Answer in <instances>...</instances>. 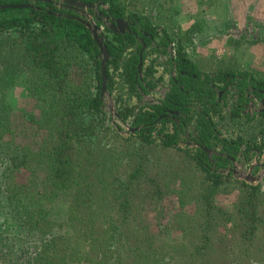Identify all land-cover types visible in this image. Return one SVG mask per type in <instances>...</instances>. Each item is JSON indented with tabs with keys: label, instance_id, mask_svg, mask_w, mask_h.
Wrapping results in <instances>:
<instances>
[{
	"label": "trees",
	"instance_id": "16d2710c",
	"mask_svg": "<svg viewBox=\"0 0 264 264\" xmlns=\"http://www.w3.org/2000/svg\"><path fill=\"white\" fill-rule=\"evenodd\" d=\"M66 1L94 9L60 0H0V198L8 224L4 233H13L10 225L18 231V249L6 259L1 255L0 264H123L135 250L128 249L129 234L121 223L148 199L162 200L163 180L179 181L176 194L182 207L188 197L204 211L201 227L189 218L201 240L195 255L230 247L228 235H237L239 243L246 238V250L252 249L248 254L263 255L264 242L255 241L264 231V190L235 181L232 169L237 159L251 163L254 155L264 153V77L236 61L192 60L185 49L203 33L204 22H194L181 34L162 28L159 15L154 19L137 7L140 0ZM95 13L129 27L116 34L103 30L109 55L106 94L117 106L116 120L129 126L126 137L106 125L102 56L84 24L90 20L102 27ZM239 42L231 40L230 45L238 47ZM172 45L167 72L173 67L175 77L169 91L157 105L143 104L162 79L156 77V57ZM18 86L36 114L16 106L11 92ZM231 91L236 98L226 112ZM250 97L261 104L257 116L245 113ZM15 118L19 128L12 129ZM222 124L226 131L239 127L237 133L226 137ZM155 151L167 159L181 156L195 183L178 166L168 176L171 167L155 158ZM231 184L241 196L233 215H226L232 228L217 235L208 217L221 211L212 196ZM56 201L67 205V218L53 233L56 221L50 218ZM2 240L5 236L0 244ZM233 253L215 264H233L228 258ZM212 262L196 258L191 264Z\"/></svg>",
	"mask_w": 264,
	"mask_h": 264
},
{
	"label": "rangeland",
	"instance_id": "374dc122",
	"mask_svg": "<svg viewBox=\"0 0 264 264\" xmlns=\"http://www.w3.org/2000/svg\"><path fill=\"white\" fill-rule=\"evenodd\" d=\"M137 7L144 8V11L154 19L159 15L160 20L158 22L162 28L169 31H176L177 27L186 26L192 20L204 22L203 33L211 31L213 34L208 38L199 39L198 44L200 48L198 50L201 54H195L197 44L195 45L194 42L196 40L191 45V48L189 45V48L192 49L189 52V56L192 58H200L197 56L207 54L209 59H213L215 63L221 64L227 61L234 63V59H229L233 55L225 50V40L222 39L225 31L229 30L232 33V37L239 39V45L245 49L246 58L241 59L245 63V66H248L249 70H252L255 74L257 73L259 77H264V0H149L148 2L147 0H140L137 1ZM239 47H235L237 53L234 56L237 59H239ZM174 48L172 45L173 53ZM169 57L168 54L156 57L155 66L158 67L157 74L158 76H162L163 79L169 75L167 72L170 66L168 63ZM153 58L155 57L148 58L146 64ZM202 62L205 64L203 60ZM25 93V89L22 86H18L11 92V95L16 98V106L20 104L22 108L24 107V111L36 114L35 110H31L34 108L33 103ZM103 100L107 114L106 125L119 129V134L122 137H126L129 126L121 125L116 120V104L107 94L103 97ZM129 102L131 105L136 104L134 99ZM145 102L144 98L142 103ZM10 123L12 129H17L19 128L20 119H12ZM219 127L226 137L234 136L239 128L235 127L233 130L228 129L226 131L223 124ZM153 153L155 154V158L161 157L160 161L164 160V164L171 167L167 169L168 176L172 167L178 166L179 168L176 169L184 172V177L186 176L185 178L188 182L191 184L195 183V179L188 173L190 166L186 164L184 159L180 158L181 156L174 158L170 154L171 158L167 159L157 151ZM249 164L243 158L237 159L232 169V178L235 181L244 182L248 185L259 186L263 191L264 163H257L254 167H251ZM163 181L162 200H157L153 197L148 199L146 203L143 202L137 209V214L131 213V217L125 223H121L124 230H127V236L129 234L127 237L128 249L131 251V248H134L135 250V252L131 251L132 253L127 254L123 264H151L152 260H168L171 264H191L196 258L204 260L207 258V260L213 261L211 264H215L219 261H216L217 259L227 256L226 253L230 250L234 253L228 258L233 261V264L236 261L242 264H258L259 259L264 260V254L256 258L247 253L252 251V249L246 250L248 244L246 238L244 240L241 239L239 243L237 235L232 237L228 233L227 239L229 240L231 237L230 247L224 246L215 247L216 249H206L203 253L200 252L198 255H195L196 251L194 249L201 245V240L197 234L198 230L192 228L195 226L194 220L197 221V225H200V227L205 222V219L200 218L204 214V211L198 204L189 203L188 197L184 199L185 205L182 207L176 194L179 189V181L173 184L169 180ZM240 196V191L233 184L224 189V191L217 192L212 196L213 206L215 209L221 211L219 215H216L218 213L217 210H213L208 217H211V224L213 225V229L216 230L217 235L224 234L227 228H232V224L225 221L226 215H233ZM51 210L52 215L50 219L56 221L53 233H57L59 225L67 218V205L61 201H56ZM139 210H141L140 213ZM189 218L194 219L192 220L193 223ZM7 225L5 224V216L2 212L0 198V240L5 236V240H2L0 244V256L5 254L3 259H6L5 257L9 252H14L18 249L17 239L14 238V235L18 234V231L10 225L13 233L5 234ZM258 241L264 242L263 230L260 232V238L255 242ZM211 242L213 244L216 243L214 240H211ZM207 243L211 246V243ZM140 252H143L141 256ZM150 253H152L153 258L149 260ZM115 256L116 260L120 258L118 255ZM112 258H114V255H112ZM134 258L137 259L134 260Z\"/></svg>",
	"mask_w": 264,
	"mask_h": 264
},
{
	"label": "water",
	"instance_id": "95a60500",
	"mask_svg": "<svg viewBox=\"0 0 264 264\" xmlns=\"http://www.w3.org/2000/svg\"><path fill=\"white\" fill-rule=\"evenodd\" d=\"M61 2L64 1L68 5L76 6L80 8L81 10L85 9H94L93 6L83 4V3H78V2H71V1H66V0H60ZM99 16V21L102 23H106L105 26L108 27L112 33H124L129 29L128 24L123 21H109V19L102 17L100 14L95 13V16ZM85 26L90 30L93 39L98 46L100 53H101V63H100V71H101V77H102V83H101V97L103 98L106 95V64L109 60V55L106 51L105 44H104V36L100 33V28H98L93 21H88L87 23H84ZM144 49V47L142 48ZM138 70L141 72V64L138 65ZM133 131V130H132Z\"/></svg>",
	"mask_w": 264,
	"mask_h": 264
},
{
	"label": "built area",
	"instance_id": "2783aa9c",
	"mask_svg": "<svg viewBox=\"0 0 264 264\" xmlns=\"http://www.w3.org/2000/svg\"><path fill=\"white\" fill-rule=\"evenodd\" d=\"M105 24H106L105 22L102 23V27H100V33L102 35H103L104 27H106ZM167 54L170 56L169 58L173 57L174 53H173V50H172V46H170L167 49L165 55H167ZM174 77H175V72H174L173 67H172V71L169 72V75L167 77H165L164 79L162 78L161 82L158 83L157 87L148 96L144 97L146 102L143 103V104H147L149 106H154V105H157L159 103V101L163 100L165 95L169 91L170 81ZM163 84H165V85H163ZM232 94H233V92L231 91L229 96H228V99H227V101L229 102V106L227 107L226 112L229 111L230 106L235 102V98L236 97L232 96ZM260 109H261V104H259L258 102L254 101L250 97V103L247 106V108L245 109V113L248 114L249 116H257V113L259 112ZM193 147L194 146H192V145L189 146L190 149H192ZM257 163H264V153L259 154V155L258 154L254 155V157L251 160V163L249 165L251 167H254V165H257Z\"/></svg>",
	"mask_w": 264,
	"mask_h": 264
},
{
	"label": "crops",
	"instance_id": "0c3cea01",
	"mask_svg": "<svg viewBox=\"0 0 264 264\" xmlns=\"http://www.w3.org/2000/svg\"><path fill=\"white\" fill-rule=\"evenodd\" d=\"M193 19H195V18H193ZM194 22H195V20H192V21H190L186 26H181L180 28L179 27H177V30H179L180 31V33L181 34H183V33H185L187 30H189L190 28H191V26L194 24ZM213 33H211V31H206L205 33H203V34H200V35H198V36H195L194 37V39H192V44H193V42H194V44L196 45V48H197V50L195 51V54L196 53H200V51L198 50L200 47H199V44H198V41H199V39H202V38H208V37H210L211 35H212ZM221 34H223V33H221ZM222 39H224L225 41H224V44H225V50H227L228 52H229V54L230 53H232V57L231 58H229V59H234L239 65H241V67H243V68H246V69H249V67L248 66H245V63L242 61L243 59L242 58H246V56H245V49L243 48V47H241V45H239L240 47H239V51H238V56H239V59H237L234 55H236V53H237V51H236V48H235V46H231L230 45V41L231 40H235V41H238L239 39H235V38H233L232 37V33L231 32H229V30H226L225 31V34L222 36ZM191 44V45H192ZM191 45H190V48H191ZM189 48V46H187L186 47V49H185V51H186V53H187V55L189 56V52H190V50H192V49H190ZM241 48H242V52H241ZM194 51V50H193ZM227 52V53H228ZM241 53H242V56H241ZM247 53V52H246ZM201 54V53H200ZM190 57V56H189ZM197 57H200V58H192V57H190L192 60H200V61H202V60H209V57L207 56V54H202V55H200V56H197ZM242 59V60H241ZM228 62V61H227ZM253 67H257V66H253ZM156 70H157V73H158V67H156ZM156 73V77L157 78H163L162 76H158V74Z\"/></svg>",
	"mask_w": 264,
	"mask_h": 264
}]
</instances>
